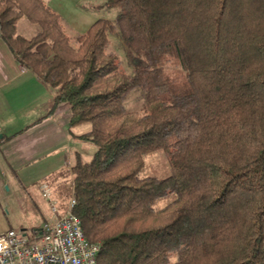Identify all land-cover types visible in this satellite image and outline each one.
Wrapping results in <instances>:
<instances>
[{"label":"trees","instance_id":"trees-1","mask_svg":"<svg viewBox=\"0 0 264 264\" xmlns=\"http://www.w3.org/2000/svg\"><path fill=\"white\" fill-rule=\"evenodd\" d=\"M112 8L113 19L68 34L43 0H0V38L56 89L50 112L66 105L68 129L88 125L76 137L95 150L69 171L96 264H264V0L92 7ZM134 91L143 99L132 110ZM160 149L169 174L140 177L143 156Z\"/></svg>","mask_w":264,"mask_h":264},{"label":"crops","instance_id":"crops-1","mask_svg":"<svg viewBox=\"0 0 264 264\" xmlns=\"http://www.w3.org/2000/svg\"><path fill=\"white\" fill-rule=\"evenodd\" d=\"M43 1L62 20L63 17H72L70 20L71 29L73 27L77 29V25L83 24L79 23L83 22L82 17H87L86 14L89 10L98 4H90L85 7L79 3L81 0ZM74 17H80V20L78 18L72 20ZM74 21L76 24H73ZM55 96L56 89L44 84L34 72L17 62L0 38V202L4 204L7 203L5 199L10 197L11 190L18 191L19 182L24 185L23 183L30 181L32 171L24 174L23 167L33 166L40 160L55 158L58 147H64L63 149L67 153L65 159L70 162V166L78 159L84 161L80 151H67L70 149L68 142H71L69 138L71 129H68L67 126L69 110L67 106L58 105L53 112H50ZM60 107L64 109L61 110ZM56 118H62V126L51 133L48 125L54 124L53 121ZM82 132L83 130L71 135L77 138L76 135ZM90 152L94 151L89 150L87 155ZM18 172L23 173L20 181H17L19 179ZM14 177L17 184L13 183ZM37 213L33 212V222L41 223L47 219L43 217L42 220V217Z\"/></svg>","mask_w":264,"mask_h":264},{"label":"rangeland","instance_id":"rangeland-1","mask_svg":"<svg viewBox=\"0 0 264 264\" xmlns=\"http://www.w3.org/2000/svg\"><path fill=\"white\" fill-rule=\"evenodd\" d=\"M103 0H81L79 2L83 6H88L90 4H99L102 3ZM117 8H112L109 12L102 11H95V10H89V12L86 14L87 17H82L83 24L77 25L78 28L71 29V18L72 17H63V22L66 27V32L68 34H72L71 32H85L87 28L90 26V24L96 20L99 17L113 19L115 14L117 13ZM77 18L80 20V17H74L72 20H77ZM70 22L68 24V22ZM22 23V24H21ZM24 23V24H23ZM73 24H76L75 21ZM74 26V25H72ZM35 26L29 24L24 19L19 22L18 26V32L20 34H23L25 36L31 35L34 30ZM111 48L118 54L120 57L122 64L125 68V70L128 73L132 72V66L128 62V59L125 55V47L121 40L119 39L118 35H112L111 36ZM39 49V48H38ZM142 94L139 91H134L131 93L127 100V107L129 109H138L142 103ZM66 105H63L61 107H65ZM59 109H64V108ZM63 117V116H60ZM54 124H49V131L54 132L59 126H62V118H56L53 121ZM68 126V124H67ZM88 128V125H77L69 131V138L71 139V142H68V146H70V149L72 151H77L81 153L82 159L88 160L89 157L92 155L90 152L88 155V151L92 150L94 151L95 148L91 145H88L78 138L73 137L72 133H78L81 130H86ZM59 129V128H58ZM64 147H58L57 153L55 155V158H51L50 160H40L39 163L28 167L27 165L23 167L24 171L23 173H29L30 174V181L27 183L21 184V182L18 183L16 190H11L9 192V198H6L5 201L7 203L0 202V232L8 229V228H26V229H32L34 227H37L43 223H36L33 222L32 219L33 215L39 214L42 218V220L46 217L47 220L51 217V211L48 205L47 199H45L40 192V184L41 183H47L49 184L52 192H51V199L55 203L58 210L64 214L66 210L68 209V204L72 196V187L70 185V179H71V173L69 171L70 169V162L66 161V151L63 149ZM144 165L142 167V170L139 173L140 177H158V178H164L169 174V163L167 159V155L165 150H157L152 153H148L143 156ZM22 173V174H23ZM19 174V179L17 181H20L22 178L21 173ZM15 181L16 178L14 177ZM13 183L17 184V181ZM4 192V190H3ZM166 200L159 201L157 203V206H162ZM6 205V206H4ZM31 212V213H29ZM34 212V214H33ZM36 212V213H35ZM44 217V218H43Z\"/></svg>","mask_w":264,"mask_h":264},{"label":"built area","instance_id":"built-area-1","mask_svg":"<svg viewBox=\"0 0 264 264\" xmlns=\"http://www.w3.org/2000/svg\"><path fill=\"white\" fill-rule=\"evenodd\" d=\"M40 192L48 201L50 219L32 229L0 232V264H96L98 245L85 238L80 219L72 213L74 200L62 214L47 183L40 184Z\"/></svg>","mask_w":264,"mask_h":264}]
</instances>
